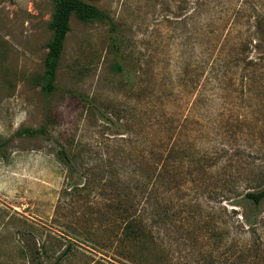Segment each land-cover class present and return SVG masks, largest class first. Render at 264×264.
<instances>
[{
  "label": "rangeland",
  "instance_id": "1",
  "mask_svg": "<svg viewBox=\"0 0 264 264\" xmlns=\"http://www.w3.org/2000/svg\"><path fill=\"white\" fill-rule=\"evenodd\" d=\"M84 1L45 92L55 2L0 0V264H264V0Z\"/></svg>",
  "mask_w": 264,
  "mask_h": 264
},
{
  "label": "trees",
  "instance_id": "2",
  "mask_svg": "<svg viewBox=\"0 0 264 264\" xmlns=\"http://www.w3.org/2000/svg\"><path fill=\"white\" fill-rule=\"evenodd\" d=\"M55 8L52 13L51 21L49 22V29L52 32V37L47 45V53L44 60V72L41 79L35 80V83L41 86L45 92H51L55 89L56 70L63 51L66 35L70 29V18L75 15L78 19L84 22L94 20H107L111 22L109 16L96 6L85 2L84 0H54ZM116 70H121L119 65L115 66ZM44 132V129L38 131L21 130L17 134H26L31 136L36 132ZM10 139H0V157L5 158V148ZM56 158L69 170L70 176L77 174L76 167L70 158L68 152L64 148H59L56 152ZM79 173V172H78ZM76 183H73L74 185ZM264 200V185L256 190L245 192L241 197V202L254 210ZM255 216V215H254ZM248 224H255L254 217L244 216ZM125 239L129 241L138 240L140 237L144 238L146 232L141 223L133 226L131 222L127 225L125 231ZM140 244H143L141 242ZM35 264H44L41 260H37Z\"/></svg>",
  "mask_w": 264,
  "mask_h": 264
}]
</instances>
